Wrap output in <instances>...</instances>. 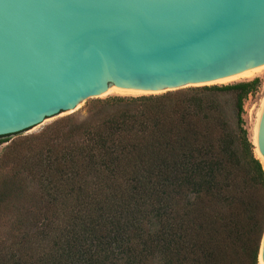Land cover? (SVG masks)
<instances>
[{"label":"trees","instance_id":"trees-1","mask_svg":"<svg viewBox=\"0 0 264 264\" xmlns=\"http://www.w3.org/2000/svg\"><path fill=\"white\" fill-rule=\"evenodd\" d=\"M260 84L114 96L47 128L2 184L0 205L22 207L0 264H259L264 170L243 115Z\"/></svg>","mask_w":264,"mask_h":264},{"label":"water","instance_id":"water-1","mask_svg":"<svg viewBox=\"0 0 264 264\" xmlns=\"http://www.w3.org/2000/svg\"><path fill=\"white\" fill-rule=\"evenodd\" d=\"M253 74H264V0H0V145L116 93L220 87ZM257 146L264 158V107Z\"/></svg>","mask_w":264,"mask_h":264},{"label":"rangeland","instance_id":"rangeland-1","mask_svg":"<svg viewBox=\"0 0 264 264\" xmlns=\"http://www.w3.org/2000/svg\"><path fill=\"white\" fill-rule=\"evenodd\" d=\"M259 79L261 84L258 88L257 92L253 95L248 96V98L244 101V121H245V128L248 132V137L250 140V134L252 129V124L256 115V111L259 110L260 105L264 99V74L262 76H258L254 74L253 76L249 77L246 81H251L253 79ZM245 82V81H244ZM115 97H122L118 93L114 95ZM87 114V113H86ZM86 114L78 117L77 119L83 120L86 117ZM252 117V118H251ZM66 119L65 117L61 120ZM59 120V121H61ZM58 121V122H59ZM57 123V122H56ZM56 123L49 126L48 129L51 130L55 127ZM47 129V128H46ZM42 130L41 132L37 133L36 135L1 144L0 145V193H2V184L4 182H16V179L19 178V176H15V173H22L19 166L15 163L17 161V158L19 155L25 156L28 154V150L41 142H43L42 134L45 133V130ZM251 142V140H250ZM252 144V142H251ZM22 175H20L21 177ZM25 176V173L23 174ZM30 187L32 189L33 184H30ZM15 195L12 194L10 197L6 199V201L0 205V234L4 235L6 231L10 228V223L12 220V215L15 211H17V208L20 209V200L15 199Z\"/></svg>","mask_w":264,"mask_h":264},{"label":"bare ground","instance_id":"bare-ground-1","mask_svg":"<svg viewBox=\"0 0 264 264\" xmlns=\"http://www.w3.org/2000/svg\"><path fill=\"white\" fill-rule=\"evenodd\" d=\"M263 107H264V99H263V101H262V103L260 105L259 110L256 111L257 113L255 115V118H254V121H253V124H252L250 140H251L252 145L254 147V155L260 161V163H261V165L263 167V170H264V158L260 155L259 150H258V146H257V131H258L259 120H260V117H261V113H262ZM259 264H261V263H259Z\"/></svg>","mask_w":264,"mask_h":264}]
</instances>
